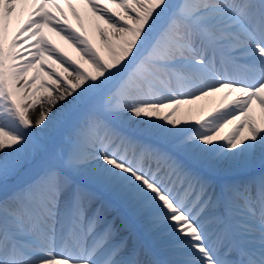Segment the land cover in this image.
<instances>
[{"label": "snow or ice", "instance_id": "snow-or-ice-1", "mask_svg": "<svg viewBox=\"0 0 264 264\" xmlns=\"http://www.w3.org/2000/svg\"><path fill=\"white\" fill-rule=\"evenodd\" d=\"M254 104L264 0H0V264H264Z\"/></svg>", "mask_w": 264, "mask_h": 264}, {"label": "bare ground", "instance_id": "bare-ground-1", "mask_svg": "<svg viewBox=\"0 0 264 264\" xmlns=\"http://www.w3.org/2000/svg\"><path fill=\"white\" fill-rule=\"evenodd\" d=\"M82 11V15H83V10ZM73 25H76L77 22L75 20H73ZM84 24H85V29L88 30L89 34H92L94 31V25L93 23L90 21L88 16L84 17ZM49 37L51 38V40L53 41V43L57 44L58 46H60L63 50H66L69 52V54L75 56L76 53L68 46L66 45L63 41L60 40V38L58 36H56L54 33L49 32ZM213 102L204 106L200 101L197 102V105L191 106L193 109H196L197 107H203L205 109L208 108H213L215 107V105L219 104V97H214L213 98ZM190 106L188 105H182L180 106V111L176 114L178 118L180 119H195L197 113L195 111H193L192 113L188 112V108ZM37 111H38V107H37ZM251 115L256 119V121L259 123L262 120H264V114L261 113L260 109L258 110V108H255V106H253V110ZM238 123L234 122L233 124H230L228 126H226L222 132L221 135H226L234 126L235 124ZM244 133L246 134V130H244Z\"/></svg>", "mask_w": 264, "mask_h": 264}]
</instances>
